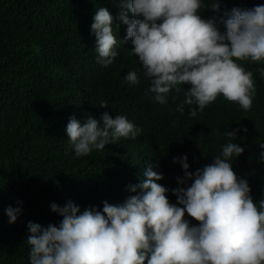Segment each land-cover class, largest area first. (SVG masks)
Returning <instances> with one entry per match:
<instances>
[{"label": "trees", "instance_id": "trees-1", "mask_svg": "<svg viewBox=\"0 0 264 264\" xmlns=\"http://www.w3.org/2000/svg\"><path fill=\"white\" fill-rule=\"evenodd\" d=\"M258 4L264 0H222L219 12L206 6L201 15L216 16L223 32L225 12ZM100 7L113 17L119 12L118 0H0V264H30L28 223L59 226L63 218L52 212V203L72 201L81 212L102 211L104 201L123 203L133 194L129 186L146 178L148 165L163 174L157 183L174 189L184 172L173 159L186 155L189 171L203 168L221 155L227 131L239 129L232 142L244 148L230 161L233 171L247 180L257 206L264 199V64L242 62L255 83L250 111L220 96L191 117L188 105L177 111L187 86L173 89L165 104L145 94L151 81L130 54V41H122L126 26L116 27L115 19L117 56L107 66L98 62L91 25ZM129 71L138 73L139 84L125 81ZM104 112L125 116L141 131L77 157L66 134L69 118L84 123ZM167 195L177 202L171 191ZM9 206L21 208L15 223H9Z\"/></svg>", "mask_w": 264, "mask_h": 264}, {"label": "clouds", "instance_id": "clouds-1", "mask_svg": "<svg viewBox=\"0 0 264 264\" xmlns=\"http://www.w3.org/2000/svg\"><path fill=\"white\" fill-rule=\"evenodd\" d=\"M118 3L116 17L106 7L95 9L91 32L98 62L107 66L117 56L115 19L116 27L126 26L122 41H130V54L138 57L151 81L145 94H153L156 102L167 103L168 94L185 85L186 99L177 107L180 113L188 105L189 115L196 117L220 96L251 110L255 83L242 62L264 64V4L225 12L219 20L226 28L222 32L216 16L201 15L206 6L219 12L222 0ZM124 79L140 83L136 71H129ZM140 131L125 116L113 118L108 112L100 120L89 116L84 123L72 116L66 126L77 157L104 150L119 138L135 139ZM237 131H227L229 142L221 155L194 172L189 171L186 155L175 157L173 162L181 164L184 177H177L180 186L174 189L157 183L163 174L145 164L146 178L129 186L133 194L123 203L104 201L102 211L83 212L72 201L63 207L52 203V212L63 218L59 226L28 223L30 264H264V199L257 206L247 180L239 178L230 163L244 152L232 142ZM259 147L264 149V144ZM260 162L264 163V151ZM169 191L176 203L170 202ZM6 214L9 223H15L21 208L9 206ZM186 214L197 223L193 225Z\"/></svg>", "mask_w": 264, "mask_h": 264}]
</instances>
